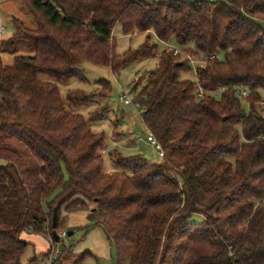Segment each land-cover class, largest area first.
Here are the masks:
<instances>
[{
	"label": "trees",
	"instance_id": "16d2710c",
	"mask_svg": "<svg viewBox=\"0 0 264 264\" xmlns=\"http://www.w3.org/2000/svg\"><path fill=\"white\" fill-rule=\"evenodd\" d=\"M24 5L35 28L15 19L0 46V264H22L24 232L53 239L54 209L57 231L63 211L87 212L114 248V264H264V0ZM117 25L144 42L118 53ZM20 41L32 56L18 54ZM171 42L180 53L159 52V43ZM9 45L12 65L2 58ZM200 56L196 81L183 79ZM150 59L158 66L133 83L132 103L165 156L124 157L113 142L116 170L106 173V137L91 125L109 107L90 119L77 109L95 96L109 99L111 83L99 80L94 94L74 90L65 99L57 83L84 80L77 70L83 62L119 74ZM217 91L218 98L210 95ZM51 245L27 264H46L52 255V264H81L88 254L76 258L69 247L54 255Z\"/></svg>",
	"mask_w": 264,
	"mask_h": 264
},
{
	"label": "rangeland",
	"instance_id": "374dc122",
	"mask_svg": "<svg viewBox=\"0 0 264 264\" xmlns=\"http://www.w3.org/2000/svg\"><path fill=\"white\" fill-rule=\"evenodd\" d=\"M162 1V0H154ZM195 1V0H191ZM213 1V0H207ZM17 19L24 23L28 28L34 29L35 24L31 14L24 5V0H0V30L3 29V36L0 37V46L3 41L11 38L14 33V20ZM264 27V22H260ZM113 35L117 41V52L125 53L129 49L138 48L145 40L144 35L125 36L122 32V27L117 25L114 28ZM6 46L2 53L3 61L6 65L14 63V55L11 54ZM178 46L175 42L170 44L159 43V52L166 49H176ZM16 50L19 55L34 54L33 49L24 41L16 44ZM201 61V62H199ZM196 66H192L189 72L182 74L183 79L196 81V67L203 66L202 57L195 59ZM158 61L150 59L135 63L127 68H124L119 74H114L107 67L95 66L87 62L81 63L77 70L84 75V80L71 79L69 81L58 82V87L65 99L69 91L81 90L88 94H94L98 89V81L105 80L111 83L112 91L109 99H102L95 96L88 106L77 109V112L82 114L86 119H90L91 113L103 106L109 107V113L103 121L94 122L91 125L93 132L105 134V150L107 154L103 155L104 171L106 173L115 171L113 165V152L115 150L112 145L115 142L118 145V152L124 157H129L137 154H142L149 161L161 160L157 155V151L147 143V131L141 120V109L134 105H125L120 101V97L124 94L133 100L134 94L131 93L132 85L139 80L145 73L156 70ZM40 79L49 81L45 75H40ZM144 81V85H145ZM245 107H247L245 105ZM117 125V127H116ZM116 130L114 138L113 132ZM3 162L0 161V165ZM64 219L63 228L58 230V236L64 231L74 229V234L68 238H61L58 243H53V254L64 251L65 248L72 247V252L76 258L84 253H88L81 264H114L115 251L110 245V242L104 233L102 227L92 226L89 221L88 213L85 211H77L71 214L62 212ZM195 222H202L204 217L194 215L192 218ZM22 238L29 242L21 261L22 264H27L34 257H41L51 248V236L43 237L42 235L33 232H24ZM60 254L58 256H60ZM58 256L56 258H58ZM46 264L48 259L45 258ZM128 264V263H126Z\"/></svg>",
	"mask_w": 264,
	"mask_h": 264
},
{
	"label": "built area",
	"instance_id": "2783aa9c",
	"mask_svg": "<svg viewBox=\"0 0 264 264\" xmlns=\"http://www.w3.org/2000/svg\"><path fill=\"white\" fill-rule=\"evenodd\" d=\"M2 35H3V29L0 30V37H1ZM178 53H180V50H179V49H176V50H175V54L177 55ZM190 61H191V63L193 64V66H196L195 59H191ZM202 61H203V63L205 64V58H203ZM199 62H201V61H199ZM199 68H200V67H196V73H197V71H198ZM220 92H221V91L212 92L210 95L213 96V97H215V98H218ZM236 94H237V96H238L239 98H241L242 100H244V99L247 97V95H248L247 92H246L244 89H242V88H238V89H236ZM198 96H199V97H203V96H204V91H203V89H202L201 87L199 88ZM120 101L123 102L125 105H131V104H132V100L130 99V97L127 96V95H125V94H124L123 96L120 97ZM261 105L264 107V103H261ZM142 113H143V110H141V114H142ZM147 143H148L152 148H154V149L157 151V155L155 154V156H157V157L160 158V159H162V158L165 156V154H164V150H163L161 144H160V143L154 138V136H153L150 132H147ZM68 236H69V233L63 231V232L60 234L59 237H60V239H61V238H65V239H66V238H68ZM51 242H52V244H53V243H54V240L51 239ZM57 253H59V252H57ZM53 262H54V256L52 255V256L50 257V259L48 260L47 264H52Z\"/></svg>",
	"mask_w": 264,
	"mask_h": 264
},
{
	"label": "water",
	"instance_id": "95a60500",
	"mask_svg": "<svg viewBox=\"0 0 264 264\" xmlns=\"http://www.w3.org/2000/svg\"><path fill=\"white\" fill-rule=\"evenodd\" d=\"M57 221H58V214H57V209H54L53 212V220H52V227H53V239L58 243L60 241V237L58 236L56 226H57ZM96 224V221L92 222V225ZM74 233V229L69 230V236H72Z\"/></svg>",
	"mask_w": 264,
	"mask_h": 264
},
{
	"label": "crops",
	"instance_id": "0c3cea01",
	"mask_svg": "<svg viewBox=\"0 0 264 264\" xmlns=\"http://www.w3.org/2000/svg\"><path fill=\"white\" fill-rule=\"evenodd\" d=\"M2 37V36H1Z\"/></svg>",
	"mask_w": 264,
	"mask_h": 264
}]
</instances>
